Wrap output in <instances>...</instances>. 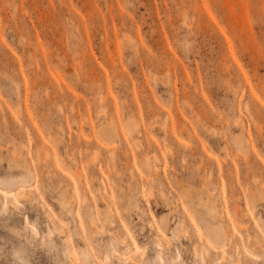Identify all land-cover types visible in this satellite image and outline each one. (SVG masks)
<instances>
[{
    "label": "rangeland",
    "instance_id": "rangeland-1",
    "mask_svg": "<svg viewBox=\"0 0 264 264\" xmlns=\"http://www.w3.org/2000/svg\"><path fill=\"white\" fill-rule=\"evenodd\" d=\"M18 262L264 264V0H0Z\"/></svg>",
    "mask_w": 264,
    "mask_h": 264
},
{
    "label": "bare ground",
    "instance_id": "bare-ground-1",
    "mask_svg": "<svg viewBox=\"0 0 264 264\" xmlns=\"http://www.w3.org/2000/svg\"><path fill=\"white\" fill-rule=\"evenodd\" d=\"M112 134H110V136H111ZM19 184L20 185H22V186H24V184H26V181H24V180H19ZM18 184V185H19ZM17 184H13V185H9L10 187L11 186H16ZM13 194L12 193H5V197H11ZM19 198H21V199H25V200H29V195L28 194H19ZM62 204H64V205H67V208H66V211L67 212H70L71 210L69 209L70 207H69V202L68 201H66L65 199L62 201ZM205 205H207V206H209V210H210V215L213 217V218H215V215H218L219 213H218V210L216 209V207L214 206V204L208 199V201H207V203H205ZM107 216L109 215V216H112V213H111V210L110 209H107ZM166 218H164V225L166 226ZM96 225V224H95ZM103 225H104V223H103ZM210 226H208V231L209 232H211L210 234H211V237L213 238V239H215V236H214V234L216 233V235H217V237L220 239V233H221V231H222V227H221V225H216V226H212V227H210ZM101 229V228H100ZM99 232H100V230H98ZM180 234V232H177V236ZM84 252V256L87 258V251H83ZM72 261V260H71ZM70 261V262H71Z\"/></svg>",
    "mask_w": 264,
    "mask_h": 264
},
{
    "label": "clouds",
    "instance_id": "clouds-1",
    "mask_svg": "<svg viewBox=\"0 0 264 264\" xmlns=\"http://www.w3.org/2000/svg\"><path fill=\"white\" fill-rule=\"evenodd\" d=\"M18 264H19V262H18Z\"/></svg>",
    "mask_w": 264,
    "mask_h": 264
}]
</instances>
